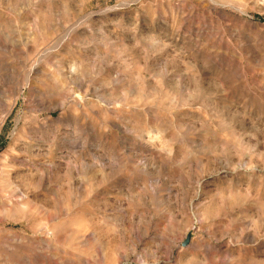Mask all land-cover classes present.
<instances>
[{
    "label": "rangeland",
    "instance_id": "374dc122",
    "mask_svg": "<svg viewBox=\"0 0 264 264\" xmlns=\"http://www.w3.org/2000/svg\"><path fill=\"white\" fill-rule=\"evenodd\" d=\"M0 264H264V0H0Z\"/></svg>",
    "mask_w": 264,
    "mask_h": 264
},
{
    "label": "water",
    "instance_id": "95a60500",
    "mask_svg": "<svg viewBox=\"0 0 264 264\" xmlns=\"http://www.w3.org/2000/svg\"><path fill=\"white\" fill-rule=\"evenodd\" d=\"M187 242V238L183 241V244H185Z\"/></svg>",
    "mask_w": 264,
    "mask_h": 264
}]
</instances>
